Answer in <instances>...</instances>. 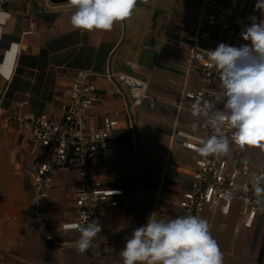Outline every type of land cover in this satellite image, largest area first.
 <instances>
[{"label": "crops", "instance_id": "crops-1", "mask_svg": "<svg viewBox=\"0 0 264 264\" xmlns=\"http://www.w3.org/2000/svg\"><path fill=\"white\" fill-rule=\"evenodd\" d=\"M224 3L225 0H215ZM264 20V11L255 8ZM215 8L201 0H137L131 17L111 30L74 28L71 5L52 6L48 0H0V11L10 13L2 26L0 61L12 43L19 45L11 79L0 77L3 106L25 114L49 113L61 120V105L69 100L71 84L80 70L96 74L108 70L145 80L160 100L155 107H136L129 91L114 81L93 77L99 105L91 111L90 126L99 129L106 118L119 122L110 153L102 157L101 177L107 186L123 187L117 207H105L102 231L95 248L83 253L63 249L44 238L33 220L35 162L49 150L34 142L15 120L0 116V256L10 264H123L120 250L133 231L149 217L180 216L179 203L194 183L192 173L200 156L186 148L189 136L204 137L209 119L181 109L186 90L202 84L187 42L200 36ZM203 47L207 43L202 42ZM217 91L223 96L221 81ZM226 99V98H225ZM217 111L224 102H215ZM141 126L142 128H139ZM225 158L233 166L264 170V148L230 145ZM78 170L71 165L55 176L50 193L52 225L75 214L74 190ZM223 253V264H264V218L254 230L243 226L241 204L230 215L209 205L203 217ZM75 237L76 235H70Z\"/></svg>", "mask_w": 264, "mask_h": 264}, {"label": "built area", "instance_id": "built-area-1", "mask_svg": "<svg viewBox=\"0 0 264 264\" xmlns=\"http://www.w3.org/2000/svg\"><path fill=\"white\" fill-rule=\"evenodd\" d=\"M201 1L206 5L212 4L215 10L207 17L208 26L212 30L203 31L199 37H189L186 44L192 60L197 63L189 64L187 70L197 69L202 76L199 88L184 92L183 98L187 100V104L179 105L181 109L191 112L197 100L201 101L202 108L207 101L214 103L211 93L217 91L220 83L219 71L210 60L208 51L216 49L220 43L237 48L250 45V41L243 40L242 31L253 23L252 17H255L257 23L263 20L256 16L254 4L250 0H225L224 3H217L215 0ZM3 25H0V29ZM202 42L208 46L203 47ZM95 75L104 76L126 88L136 107L144 104L155 107L160 100L151 94L147 81L112 70L102 74L89 70L78 71L71 84L69 100L61 105L62 118L59 121L49 113L34 115L12 111L3 106V96L0 94V116L15 120L26 135L49 150L47 158L35 162L33 167V220L44 238L63 249L76 248V241L80 236L77 229L67 228L65 225H86L87 222L96 220L102 228L104 208L119 206L120 197L125 193L123 187L107 186L101 177L102 157L110 153L113 132L118 128L119 122L106 118L101 128H91V111L100 103L93 80ZM207 111L208 116H200L210 119L217 110L214 106ZM209 125L207 135L189 136L183 141L184 146L196 151L197 147L202 146L200 141L212 135L230 137L231 132L226 122L219 132L210 123ZM199 156L197 167L192 173L193 186L184 193L179 203L180 216L203 217L209 205L219 207L223 215H230L234 205L241 204L245 217L244 228L249 231L256 229L264 218V195L257 197L252 180L254 177H264V170H254L248 165L237 163L232 166L224 154ZM69 165L78 170V183L74 190L75 214L73 219L54 227L50 213V193L55 176ZM260 186L264 187V179H261ZM95 244L94 239L88 250L92 251ZM0 264L10 263L0 256Z\"/></svg>", "mask_w": 264, "mask_h": 264}, {"label": "clouds", "instance_id": "clouds-1", "mask_svg": "<svg viewBox=\"0 0 264 264\" xmlns=\"http://www.w3.org/2000/svg\"><path fill=\"white\" fill-rule=\"evenodd\" d=\"M70 3L75 8L71 16L72 26L92 31L111 30L116 22L131 17L137 0H70ZM255 8L264 11V0H257ZM9 18L10 13L0 11V25ZM251 19L253 23L241 33L243 40L250 41V45L237 48L220 43L216 49L208 51L224 89L223 96L219 91L211 93L215 102H224V110L214 112L209 123L219 132L226 122L231 135H212L201 140L202 146L196 151L202 156L228 154L230 145L240 150L264 148V20L257 23L255 17ZM18 55L17 43L4 50L0 77L11 78ZM208 108H214L212 101H207L202 108L201 101L197 100L192 115L208 116ZM261 179L264 177L252 180L257 197L264 195ZM65 227L80 232L76 248L81 253L90 248L102 231L96 220L86 225ZM120 257L123 264H223V253L211 235L208 221L194 215L159 220L149 217L145 225L136 228L126 238Z\"/></svg>", "mask_w": 264, "mask_h": 264}, {"label": "water", "instance_id": "water-1", "mask_svg": "<svg viewBox=\"0 0 264 264\" xmlns=\"http://www.w3.org/2000/svg\"><path fill=\"white\" fill-rule=\"evenodd\" d=\"M48 2L52 6H62L71 4L70 0H48Z\"/></svg>", "mask_w": 264, "mask_h": 264}]
</instances>
